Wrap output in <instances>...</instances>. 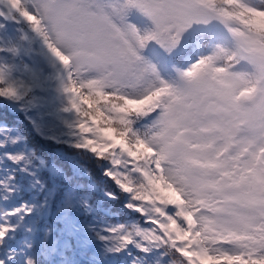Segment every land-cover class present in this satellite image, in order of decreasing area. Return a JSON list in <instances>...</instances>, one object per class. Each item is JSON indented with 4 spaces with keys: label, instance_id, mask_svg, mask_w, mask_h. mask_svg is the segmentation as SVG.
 <instances>
[{
    "label": "snow or ice",
    "instance_id": "obj_1",
    "mask_svg": "<svg viewBox=\"0 0 264 264\" xmlns=\"http://www.w3.org/2000/svg\"><path fill=\"white\" fill-rule=\"evenodd\" d=\"M42 100L75 155L0 138V264H264V0H0V102Z\"/></svg>",
    "mask_w": 264,
    "mask_h": 264
},
{
    "label": "trees",
    "instance_id": "obj_2",
    "mask_svg": "<svg viewBox=\"0 0 264 264\" xmlns=\"http://www.w3.org/2000/svg\"><path fill=\"white\" fill-rule=\"evenodd\" d=\"M68 129L65 128L59 140L67 139ZM27 137V141H21L20 145L10 146V151H28L35 150L41 157H43L49 165L63 164L67 166L70 158L75 153L67 147H62L55 143L52 139H42L37 136L32 126L28 121L23 120V116L12 112L6 103H0V138H17L18 136ZM67 157V158H66ZM96 179L101 185L104 181L101 179L99 170H95ZM114 207L119 208V205ZM123 219V217H120Z\"/></svg>",
    "mask_w": 264,
    "mask_h": 264
},
{
    "label": "rangeland",
    "instance_id": "obj_3",
    "mask_svg": "<svg viewBox=\"0 0 264 264\" xmlns=\"http://www.w3.org/2000/svg\"><path fill=\"white\" fill-rule=\"evenodd\" d=\"M8 107L12 112L21 114L23 116V120L28 121L31 124L33 132L42 139L47 140L56 138L59 140L66 128L55 112L54 107L47 101L42 100L39 108L32 109L27 114V116H30L31 120L34 121L35 124L26 118L25 113L19 112L14 106L8 105Z\"/></svg>",
    "mask_w": 264,
    "mask_h": 264
}]
</instances>
